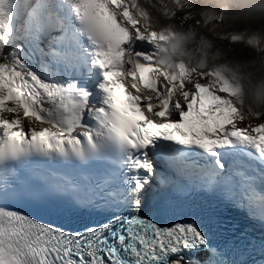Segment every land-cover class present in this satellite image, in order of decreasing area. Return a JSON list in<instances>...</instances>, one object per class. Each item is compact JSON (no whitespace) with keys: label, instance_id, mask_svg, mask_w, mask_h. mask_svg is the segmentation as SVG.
<instances>
[{"label":"snow or ice","instance_id":"1","mask_svg":"<svg viewBox=\"0 0 264 264\" xmlns=\"http://www.w3.org/2000/svg\"><path fill=\"white\" fill-rule=\"evenodd\" d=\"M246 6L0 0V264H264V38L237 27ZM197 198L249 226L221 238L183 211ZM61 210L96 223L44 218Z\"/></svg>","mask_w":264,"mask_h":264},{"label":"rangeland","instance_id":"2","mask_svg":"<svg viewBox=\"0 0 264 264\" xmlns=\"http://www.w3.org/2000/svg\"><path fill=\"white\" fill-rule=\"evenodd\" d=\"M251 2H253V0H249ZM246 7L247 8H242L240 10V15L236 21H243L245 26V30L249 32L248 30V26L251 25L253 26L254 30L257 32V34L262 38V35L264 36V34H262V31L264 29V17H260L261 14H259L258 12H255L254 10L250 9V4L246 3ZM258 13V14H257ZM244 123H247V121H245ZM253 123H256V121H253ZM240 127H243L244 125L239 124Z\"/></svg>","mask_w":264,"mask_h":264},{"label":"bare ground","instance_id":"3","mask_svg":"<svg viewBox=\"0 0 264 264\" xmlns=\"http://www.w3.org/2000/svg\"><path fill=\"white\" fill-rule=\"evenodd\" d=\"M247 4H250V9L258 12L260 17H264V0H253V2L246 0ZM257 13V14H258Z\"/></svg>","mask_w":264,"mask_h":264},{"label":"trees","instance_id":"4","mask_svg":"<svg viewBox=\"0 0 264 264\" xmlns=\"http://www.w3.org/2000/svg\"><path fill=\"white\" fill-rule=\"evenodd\" d=\"M236 25H237V27H240L245 32V34H250L248 31L245 30L246 25L244 24L243 21L237 22Z\"/></svg>","mask_w":264,"mask_h":264},{"label":"water","instance_id":"5","mask_svg":"<svg viewBox=\"0 0 264 264\" xmlns=\"http://www.w3.org/2000/svg\"><path fill=\"white\" fill-rule=\"evenodd\" d=\"M262 34H264V29H263V31H262ZM262 38H264V36L262 35Z\"/></svg>","mask_w":264,"mask_h":264}]
</instances>
